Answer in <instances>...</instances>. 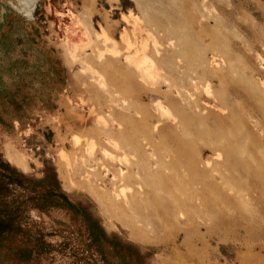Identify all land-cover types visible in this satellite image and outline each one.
Here are the masks:
<instances>
[{"label":"rangeland","instance_id":"374dc122","mask_svg":"<svg viewBox=\"0 0 264 264\" xmlns=\"http://www.w3.org/2000/svg\"><path fill=\"white\" fill-rule=\"evenodd\" d=\"M0 264H264V0H0Z\"/></svg>","mask_w":264,"mask_h":264}]
</instances>
